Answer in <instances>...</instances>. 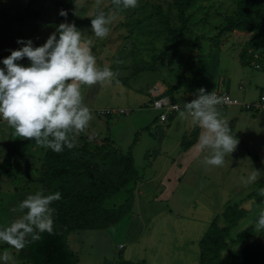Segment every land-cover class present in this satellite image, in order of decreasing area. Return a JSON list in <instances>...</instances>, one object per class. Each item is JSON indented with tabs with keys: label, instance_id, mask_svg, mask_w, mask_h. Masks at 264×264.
Listing matches in <instances>:
<instances>
[{
	"label": "rangeland",
	"instance_id": "374dc122",
	"mask_svg": "<svg viewBox=\"0 0 264 264\" xmlns=\"http://www.w3.org/2000/svg\"><path fill=\"white\" fill-rule=\"evenodd\" d=\"M240 3L241 0H195L186 11L188 22L182 27L175 0H138L134 9L117 8L113 0H0V57L21 46L16 43L18 37L32 38L35 46L42 44L56 25L65 20L58 14L59 10H66L67 20L75 22L84 32V39L91 41L97 64L112 68L120 81V85L113 84L111 87L100 84L84 87L85 103L92 111V119L83 131L73 130L70 133L74 146L85 149L87 153H99L101 145L110 140L116 154L132 151L136 170L144 179L139 178L130 191L135 195L140 183L144 194L139 196L144 199L153 197L156 205L170 197V191L168 195L162 193L159 186L167 184L165 174L168 170L173 173L175 163H180L186 172L188 188L185 187L184 191L188 192H182L181 199L193 190V183L198 185L209 177L219 179L235 192H242L249 184L264 182V162L257 156L264 153V147L257 142L260 139L264 145V108L260 113L252 114L254 117L242 111L249 116L241 119V114L236 128L229 124L231 133L239 140V151L236 156L226 154L222 166H213L205 162L211 150L206 149L204 153L196 147L200 134L190 136L187 129L183 132L190 115L181 116L178 113L166 123H161V111L153 108L150 98L151 88L156 84L162 85L163 92L171 95L176 85L174 79L179 80L191 73L198 55L205 58L208 51L224 50L240 65L243 62L250 66L247 68L262 70L257 72L264 76V0H253L243 17ZM98 11L111 12L113 16L109 35L105 38H97L91 33L90 19ZM21 63L27 64L28 61L25 58ZM152 93L157 96L160 91ZM261 94L264 95V85L263 89H256L255 99L259 101ZM176 96L182 98L181 94ZM131 98L139 99L141 105L125 106ZM220 109L226 111L229 108ZM228 112L241 113L237 108ZM251 120H256L259 125L246 127L245 124ZM192 127V133L194 130L198 133L202 131L197 125ZM137 141L140 144H136ZM0 147L5 150L0 160V224L7 225L22 215L17 210L21 200L30 193L44 192L41 175L43 159L49 148L17 137L6 121H0ZM181 150L186 153L183 158L179 157ZM194 153L198 156L192 163L193 158L189 154ZM73 158L99 165L104 162L101 156L90 160L82 152ZM228 162L231 165L227 166ZM233 164L236 165L232 168ZM253 172H256L257 178L249 182ZM119 194L113 201L121 205L127 194ZM263 194L256 193L250 199L252 201L256 196V204L264 207V200L259 198ZM155 197L163 198V201L158 202ZM250 199L245 201L246 204ZM150 212L149 209L141 212L133 209L129 216L110 229L70 233L68 243L77 257L76 264H105L113 261L114 257L128 256L130 243L135 244L146 225L151 227ZM231 214L236 218L234 211ZM249 229L255 235L241 244L235 245L228 237L222 244L221 257L230 256L232 250L240 249L264 234V230L257 231L253 225ZM153 232L154 236L161 232L160 227L156 225ZM5 250L12 255L15 264H29L19 259L20 250L0 242V251ZM186 253L190 256L195 253L198 257L195 249H188ZM136 255L131 258L132 262L145 260V257L137 259ZM196 256V262H200V253L199 259ZM151 264L165 262L156 256L151 259Z\"/></svg>",
	"mask_w": 264,
	"mask_h": 264
},
{
	"label": "clouds",
	"instance_id": "9594fccd",
	"mask_svg": "<svg viewBox=\"0 0 264 264\" xmlns=\"http://www.w3.org/2000/svg\"><path fill=\"white\" fill-rule=\"evenodd\" d=\"M117 8L134 9L138 0H113ZM65 17L56 25L45 41L35 46L32 38L18 37L21 45L0 57V121H6L17 137L30 139L38 145L62 152L74 147L73 130L83 131L92 119V111L85 103L84 87L100 84L103 87L120 85L116 72L101 67L93 53L91 41L75 22ZM111 12L98 11L90 19L91 33L97 38L109 35ZM28 63H21L24 59ZM193 99L184 102L180 115H190L193 124L203 131L198 137L197 149H210L205 157L208 165L222 166L226 154H231L239 140L231 133L229 121L220 116L217 105L223 98L203 87L196 90ZM5 150L0 147V160ZM253 172L249 182L256 180ZM264 193V189H260ZM60 191L45 194L30 193L21 200L17 210L22 215L7 225L0 224V242L16 250L41 239L42 233H53L52 202L60 200ZM26 210V211H25ZM257 231L264 230V208L258 210ZM0 264H15L8 251H0Z\"/></svg>",
	"mask_w": 264,
	"mask_h": 264
},
{
	"label": "crops",
	"instance_id": "0c3cea01",
	"mask_svg": "<svg viewBox=\"0 0 264 264\" xmlns=\"http://www.w3.org/2000/svg\"><path fill=\"white\" fill-rule=\"evenodd\" d=\"M208 52L205 58H202L203 55H198L195 59L196 65L193 66L191 73L179 80L174 79L176 85L173 86L174 91L171 93V97L174 98L179 105L183 106L184 102L195 98L194 94L197 89L203 87L206 91L223 90L242 102L257 103L258 100L255 99L254 94L256 93V89H263L264 76L261 77V74L258 73L262 70L247 68L250 67L248 65L245 67L244 65H240L238 61L234 60V57L230 56L224 50L219 49L214 53ZM162 89V85L156 84L151 88V91L154 93L155 91H160V93H162L164 91ZM152 92H150V98L153 96ZM176 94H181L182 98L179 99ZM126 105L139 106L141 103L139 99L131 98L126 102L125 106ZM232 108H237L238 112L241 113H229L228 111ZM217 111L220 116L229 121V124H232L234 128H236V124L241 114H243L238 107H230L226 111L217 108ZM250 115L252 116L251 113ZM248 116L249 114H243L241 119H246ZM189 120L188 125H184L183 132L187 129L190 131V136L201 134L203 129L199 131V133L195 130L192 133V126L196 125L192 123L191 119ZM254 125H259L256 123V120H251L247 125L245 124L248 128ZM187 126L191 127L188 128ZM200 129L201 128H199V130ZM137 142L136 144H140V141ZM257 142L264 147L260 139ZM181 144L183 147V143ZM191 146L194 145L192 144ZM238 148L239 144L232 152L233 156L237 155L239 151ZM181 151L182 153L179 152V157L183 158L186 153L183 150ZM208 153H206V155ZM189 156L193 158V161H191L193 163L198 155L194 153L189 154ZM257 156L261 158V160L259 159L261 162H264V153L261 152ZM175 164H173V173L170 172L171 170H168L165 174V179L167 184H169L170 190L167 184L159 186V189L161 187L162 193L164 192L168 195V191H170V197H167L164 203L156 205L157 201L154 202L155 199L153 197L144 199L142 196H139L141 194L143 195L144 191L142 189L143 186H141L140 183L138 184L139 188L137 187L135 191L133 209L140 212L143 209L151 210L149 218L151 227L148 228L146 225L135 244L130 243L129 255H123L125 260L131 261V258L135 256L136 253L140 252L136 255V258L145 257V260H137L135 262L148 261V264H151V259L158 256L165 264H199V261L196 262L195 259L196 254L194 253L193 256H190V253H186V250L195 249L198 255V257H196L199 259L200 241L213 221L216 220L220 228H225L227 226L224 213L228 205L231 207L238 205L239 207H237L240 210L246 211L247 214L245 219L234 229L229 231L231 242L235 241L239 234L248 230L252 225L255 226L256 216L258 215L257 209L264 208L262 205L256 204V196L252 201L250 199L251 196H254L256 193H261L260 189L256 188V182L249 184V186H245L242 192H235L227 184L221 183L219 179H210L211 177H209L210 180L208 179L201 183L198 182V185L193 183V190L187 193L185 198L181 199L179 198L181 193L188 192L184 191L185 187H187V182L185 181L186 172L184 173L180 163ZM228 165L231 164L228 162L227 166ZM235 165L236 164H233L231 167L233 168ZM140 178L144 179V176L140 175ZM118 195L107 201L106 208H115L119 205V203H114L113 201ZM155 198L156 200L159 199L158 197ZM259 198L264 200V194L260 195ZM249 199V203L246 204L245 201ZM162 201L163 198L158 200V202ZM153 202L154 205L152 206ZM156 225L160 227L161 232H158L154 236L155 232H153V230ZM116 259L117 257H114L113 261Z\"/></svg>",
	"mask_w": 264,
	"mask_h": 264
},
{
	"label": "trees",
	"instance_id": "16d2710c",
	"mask_svg": "<svg viewBox=\"0 0 264 264\" xmlns=\"http://www.w3.org/2000/svg\"><path fill=\"white\" fill-rule=\"evenodd\" d=\"M252 1L241 0V17L248 12ZM194 2L195 0H175L182 27L188 22L186 11ZM164 96L176 102L166 91ZM111 145L113 144L110 140L101 145L99 153H87L85 149L81 150L75 146L71 149L65 147L64 151L59 153L50 148L47 150L41 175L44 193L60 191L62 197L51 205L54 209V230L52 234L42 233L39 241L20 249L19 259L29 264H76L77 257L68 243L70 233L107 230L130 215L134 206V193L130 191V187L138 182L140 174L136 170L132 151L116 154ZM79 152L90 160L101 156L104 162L99 165L93 161L89 163L73 158ZM256 185L258 189H264V182L260 181ZM121 192L127 194L125 202L115 208H106L107 201ZM232 211L236 218L232 217ZM246 215V211L228 205L224 213L227 226L220 228L214 220L200 241L199 264H264V234L254 242L232 250L230 256L221 257L222 244L228 239L229 231L245 219ZM253 235L254 231L248 229L239 234L233 243L241 244ZM105 264L145 262L128 261L121 255L117 260Z\"/></svg>",
	"mask_w": 264,
	"mask_h": 264
},
{
	"label": "built area",
	"instance_id": "2783aa9c",
	"mask_svg": "<svg viewBox=\"0 0 264 264\" xmlns=\"http://www.w3.org/2000/svg\"><path fill=\"white\" fill-rule=\"evenodd\" d=\"M216 94L223 98L221 104L217 105V108H230V107H238L241 111L249 112L253 115H256L261 112L264 108V95L260 96V100L257 103H248L242 102L237 98L231 96V94L223 91L216 90ZM152 105L153 108L160 110V122L166 123L173 116L180 113V109L183 107L176 102H173L168 96H164V92L158 94L157 96L152 97Z\"/></svg>",
	"mask_w": 264,
	"mask_h": 264
},
{
	"label": "bare ground",
	"instance_id": "6f19581e",
	"mask_svg": "<svg viewBox=\"0 0 264 264\" xmlns=\"http://www.w3.org/2000/svg\"><path fill=\"white\" fill-rule=\"evenodd\" d=\"M161 263V262H160Z\"/></svg>",
	"mask_w": 264,
	"mask_h": 264
}]
</instances>
